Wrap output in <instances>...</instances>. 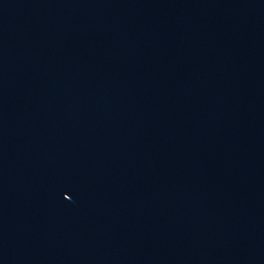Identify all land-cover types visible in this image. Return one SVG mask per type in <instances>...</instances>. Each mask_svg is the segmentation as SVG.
Returning a JSON list of instances; mask_svg holds the SVG:
<instances>
[{
  "label": "water",
  "instance_id": "water-1",
  "mask_svg": "<svg viewBox=\"0 0 264 264\" xmlns=\"http://www.w3.org/2000/svg\"><path fill=\"white\" fill-rule=\"evenodd\" d=\"M0 264H264V0H0Z\"/></svg>",
  "mask_w": 264,
  "mask_h": 264
}]
</instances>
